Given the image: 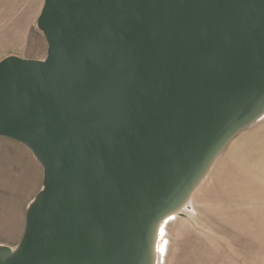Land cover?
Wrapping results in <instances>:
<instances>
[{
  "label": "water",
  "instance_id": "1",
  "mask_svg": "<svg viewBox=\"0 0 264 264\" xmlns=\"http://www.w3.org/2000/svg\"><path fill=\"white\" fill-rule=\"evenodd\" d=\"M0 59V137L42 167L0 264H156L161 223L264 115V0H43Z\"/></svg>",
  "mask_w": 264,
  "mask_h": 264
},
{
  "label": "rangeland",
  "instance_id": "2",
  "mask_svg": "<svg viewBox=\"0 0 264 264\" xmlns=\"http://www.w3.org/2000/svg\"><path fill=\"white\" fill-rule=\"evenodd\" d=\"M42 5L0 0L1 53L45 58ZM41 169L24 145L0 137V246H16ZM156 264H264V115L223 149L187 207L161 223Z\"/></svg>",
  "mask_w": 264,
  "mask_h": 264
},
{
  "label": "bare ground",
  "instance_id": "3",
  "mask_svg": "<svg viewBox=\"0 0 264 264\" xmlns=\"http://www.w3.org/2000/svg\"><path fill=\"white\" fill-rule=\"evenodd\" d=\"M22 58H27V57H22ZM30 59H34V58H30ZM242 131H243V130H242ZM240 132H241V131H240ZM240 132H239V133H240ZM239 133H238V134H239ZM238 134H237V135H238ZM237 135H236V136H237ZM236 136H235V137H236ZM235 137H234V138H235ZM2 138H3V137H2ZM234 138H233V139H234ZM233 139H232V140H233ZM232 140H231V141H232ZM231 141H230V142H231ZM230 142H229V143H230ZM229 143H228V144H229ZM228 144H227V145H228ZM14 145H16V144H14ZM16 147H17L18 149L25 150V149H24L22 146H20V145H16ZM224 149H225V148H224ZM217 157H218V156H217ZM214 161H215V160H214ZM213 163H214V162H213ZM212 165H213V164H212ZM41 171H42V169H41ZM41 181H42V172H40V183H41ZM201 182H202V181H201ZM37 190H38V189H36L35 192H33L32 197L34 196V194L36 193ZM193 193H194V192H193ZM191 196H192V195H191ZM32 197H31V198H32ZM190 198H191V197H190ZM189 200H190V199H189ZM189 200L187 201V203L184 205L183 208L187 207ZM183 208H182V209H183ZM182 209H181V210H182ZM181 210H180V211H181ZM22 217H23V211H22ZM167 219H168V218H167ZM22 221H23V219H22ZM164 221H165V220H164ZM164 221H163V222H164ZM21 229H22V225H21ZM20 232H21V230H20ZM20 232H19L18 235H20Z\"/></svg>",
  "mask_w": 264,
  "mask_h": 264
},
{
  "label": "crops",
  "instance_id": "4",
  "mask_svg": "<svg viewBox=\"0 0 264 264\" xmlns=\"http://www.w3.org/2000/svg\"><path fill=\"white\" fill-rule=\"evenodd\" d=\"M12 50V49H11ZM11 53H13V52H10V48H8L7 50H3V52L1 53V48H0V59L1 58H3V57H5V56H7V55H9V54H11ZM2 54V55H1ZM18 143V142H17ZM25 147V146H24ZM37 161V160H36Z\"/></svg>",
  "mask_w": 264,
  "mask_h": 264
}]
</instances>
